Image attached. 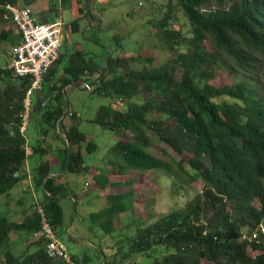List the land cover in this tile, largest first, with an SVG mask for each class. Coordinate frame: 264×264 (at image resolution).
<instances>
[{"label": "trees", "instance_id": "trees-1", "mask_svg": "<svg viewBox=\"0 0 264 264\" xmlns=\"http://www.w3.org/2000/svg\"><path fill=\"white\" fill-rule=\"evenodd\" d=\"M168 1H175L168 4L170 11L177 6L188 18L190 35L169 26V11L151 23L157 36L176 50L174 58L158 66L133 69L129 64L135 59L133 56L107 57L102 67L104 73L98 72L93 86L98 93L122 103V108L103 105L93 121L121 134L113 146L119 155L114 164L120 174L161 169L178 176L182 171L189 181L200 179L202 190L183 207L147 225L136 224L133 232L121 235L114 244L112 262L119 264L133 253L152 256L163 248L167 253L161 260L155 257L151 264H205L201 259L208 264H264V93L256 85V77L264 79V0ZM211 1L215 7L209 6ZM5 2L15 4V0H0ZM4 12L0 6V44L7 43L11 49L20 36L6 26L9 19ZM69 25L72 32H79V21L75 19ZM207 37L235 63L236 73L242 76L221 86L210 81L215 77L218 59L205 45ZM61 59L60 52L58 65ZM86 60L84 53L76 50L63 75L50 85L52 97L35 95L36 91L31 95L30 125L42 134L51 130L56 136L65 133L70 141L68 153L66 140L61 138L65 147L58 156L66 173L88 170L80 146L86 141L85 136L75 122L65 126V119H74L76 114L71 109L72 115L64 114L61 103L63 87L71 81L78 82L90 71L91 60ZM57 69H49L44 82ZM12 76L10 70L0 67V83L6 82L0 89V195L5 196L25 176L27 157V137L20 132V126L31 78ZM44 98L46 103L42 105ZM153 141L165 142L176 153L188 152L190 156L165 161L151 152ZM38 146L40 161L32 170V184L25 186L32 191L33 185L40 198L33 200L32 210L20 222L0 216V264H62L47 256L41 240L31 239L19 255L12 252L9 244L12 232L25 231L30 237L39 227L37 205L44 207L57 232L64 227L60 198L67 187L49 176L54 168L52 152ZM86 147L93 150L96 144L88 141ZM94 180L101 189L110 182L103 171ZM133 193L132 188L124 193H109L107 204L90 213L104 234L110 235L115 229V218L132 206ZM244 219L249 234L256 231L254 238H243L240 223ZM249 247L258 253L252 256ZM71 257L77 264H84L87 258L81 261Z\"/></svg>", "mask_w": 264, "mask_h": 264}, {"label": "rangeland", "instance_id": "rangeland-1", "mask_svg": "<svg viewBox=\"0 0 264 264\" xmlns=\"http://www.w3.org/2000/svg\"><path fill=\"white\" fill-rule=\"evenodd\" d=\"M96 2L97 0H94V3L89 0L86 3V0H81L86 14L81 24H85L87 20H90L91 15H94V18H98V21L101 22H99L96 29L89 27L86 31L83 29L79 33L72 32L68 25L65 27L63 25L65 39L61 46L62 59L56 73L50 80L43 83L42 89L36 91L35 95L43 94L46 97H52L53 93L50 92V85L56 81L62 70L70 65V57L76 49L79 50L78 48L84 53L86 61L91 60V70L94 64L105 66L102 58H107L111 55L135 57L129 62L133 69L158 66L175 57L176 50L170 49L168 43L157 36L155 33L156 28L151 23V20L162 19L170 11L168 4L173 5L175 1L171 3L168 0H106L104 3ZM215 5L214 1L209 3V6L215 7ZM61 12L62 14H58L56 17H60L64 24H70L72 14L69 4L63 3ZM169 13L172 16L169 20V26L174 29H180L185 35H190V23L183 11L177 6H172V10ZM9 23L12 26L10 21ZM95 40H98V42H95ZM204 42L207 49L214 52L218 59L217 66L215 65V77L210 80L211 82L221 86L231 83L233 77L242 76L240 73H236L235 63L222 51L217 50L209 37ZM9 50L10 48L6 47V44H0V67H4L9 62ZM148 58L152 60L148 61ZM176 74L177 77H180L179 71ZM245 75L249 76L248 74ZM94 76L87 74L82 76L78 82L71 81L66 84L62 89L63 99L61 103L65 110L68 107L75 112L76 117L72 119V122L76 123L77 129L85 136L86 141L80 143L84 163L90 168L94 167L96 175L103 171L110 182L119 181L120 184L107 182L105 187L101 189L95 184L94 177L90 172L85 186L86 178L84 173H67L68 185L76 193L78 192L77 190H85L91 193L90 196L93 195L94 199L91 200L89 196H83L81 200L88 201V204L84 205V210H81L80 204L74 207L70 199L60 198V204L64 207V212L66 210L69 213L72 212L71 219L72 216H75V219L71 220L69 230L67 228L69 222H64V227L59 230L58 234L67 247L68 252L75 258L82 261L85 256L87 257L83 261L84 264H115L112 262L115 260L114 252L116 247L114 244L117 239L121 238V235L129 231L130 233L133 232L136 224L147 225L163 214L183 207L186 202L192 200L201 192L203 183L200 179L189 181L188 176L178 170L175 163L172 164L175 170L181 172L178 176L167 174L161 169L128 170L124 174H120L117 164H114L116 160L119 161V155L113 151V146L118 138L121 137V134L103 128L93 120L101 106L112 105L121 109L122 103H117L115 100L112 101L110 97L98 93L95 85L93 86V82L96 79ZM84 82H86V85H83ZM5 85L6 82L0 83V89ZM256 85L260 93H264L263 77H256ZM36 133H39V128L35 129L31 123L26 133L27 141L35 139L33 137ZM88 141L96 144V148L87 150L86 144ZM150 150L154 155L168 162L171 159L170 157L178 161L181 157L187 158L190 156L188 152H184L181 155L176 153L165 142L153 141ZM130 188L134 191L132 206L129 207L127 212L115 218V229L113 232L110 235L104 234L97 227L98 225L92 221L90 213L98 211L99 208L101 209L107 204V194L124 193ZM20 191L21 189L18 186L17 190L13 192L16 195L13 197L15 200L19 198ZM24 196V199L21 197L22 203H16L12 200L7 202L8 198L5 195H0V216H7L13 221L19 220V211L24 208V204L29 209L31 203L30 194L24 192ZM254 204L257 206L258 202L254 201ZM75 209L76 212L74 211ZM228 209L232 210L230 205ZM13 211L18 214L14 215ZM244 221L240 223L242 224L243 238H254L256 231L250 235L246 223L247 220L244 219ZM127 227L129 228L128 231ZM95 230L103 236V241L101 240L102 238L98 239L93 236ZM26 236L27 233L25 231L11 233L10 237L12 239L9 244H12L10 248L15 255L23 251L24 245H22L20 237ZM77 236L87 239L78 241L75 239ZM4 248L5 246L2 249ZM125 249H127V246ZM248 250L252 256L258 253V251L252 250L250 247ZM166 253L167 251L163 248L151 253L152 256L133 253L123 262L119 261V264H151L155 257L161 260ZM201 262L209 263L205 259H201Z\"/></svg>", "mask_w": 264, "mask_h": 264}, {"label": "built area", "instance_id": "built-area-1", "mask_svg": "<svg viewBox=\"0 0 264 264\" xmlns=\"http://www.w3.org/2000/svg\"><path fill=\"white\" fill-rule=\"evenodd\" d=\"M97 2L104 3L106 0ZM0 6L5 9L4 16L9 19L15 32L20 36V41L11 47L10 60L4 68L10 70L13 76L31 78V85L24 98V111L21 113L20 132L23 134L29 122L31 95L34 91L41 90L48 70L57 65L64 37V23L60 17L50 22H40L29 7H20L8 2L0 3ZM45 103L46 98L42 100V105ZM66 113L72 115L70 108H66L64 114ZM35 208L40 216V224L30 238L42 241L49 258L62 264H77L61 241L57 230L48 220L44 207L37 205ZM262 231L264 232L263 226Z\"/></svg>", "mask_w": 264, "mask_h": 264}, {"label": "crops", "instance_id": "crops-1", "mask_svg": "<svg viewBox=\"0 0 264 264\" xmlns=\"http://www.w3.org/2000/svg\"><path fill=\"white\" fill-rule=\"evenodd\" d=\"M88 1L89 0H86V3ZM92 1L94 3V0H92ZM99 3H102V2H99ZM15 4L20 6V7L31 8L33 14L36 16L37 20L40 22L53 21L56 18H58V17H56L58 14H60V15L62 14V12H61V5L63 4L62 0H15ZM66 4H69V8L71 9L72 21L75 19L77 21H79V27H80L79 32H81L83 29L86 31L87 28H89V27L96 29L99 22H101V21H98L99 20L98 18H94V15H91L90 20H87V22L85 24H81V21L83 23L84 16L86 15L85 11L83 10V6L81 4V0H70ZM86 8H88V7L86 6ZM66 25H68V28L71 30V26L69 24H64V27ZM6 26H10L11 29H13L15 32L13 25L11 26L9 23V25H6ZM79 32H76V33H79ZM64 39H65V37H63V42H64ZM63 42H62V45H63ZM4 44H6V47H9V45L7 43H4ZM78 49H80V48H78ZM60 52H61V49H60ZM8 55H9V52H8ZM102 59L105 62L106 58H102ZM89 61H90V59L88 61H86V63ZM56 67L58 68V63H57V66H55L54 68H56ZM102 67L103 66H101L100 64H98V65L94 64L92 67V70L90 69V71H88L87 74L95 75L94 78H96L95 81H97V79L99 78L98 72L100 71V68L102 69ZM62 72H63V70H62ZM62 72L59 75V77L63 75ZM94 82H93V84H94ZM83 85H86V82H84ZM71 122H72V119H69V118L65 119V126L68 127ZM27 126L28 127L30 126V118H29V122H28ZM26 131H28V128L26 129ZM55 131L58 132L57 127L55 128ZM25 134H26V132H25ZM64 135H65V133H60L59 136H56L54 131L51 130L48 134H42V133L37 134L36 133V135L33 138L39 137V139H42V141H40V142H38L37 139H33L29 142L27 141V145H26L27 157H26L25 172H24L25 176L20 180V183L16 184L12 188V190L10 192L11 194L9 196H5L6 198H8L7 202H10V200H12L13 202H16V203H22L21 197H23V199L25 198L24 192L29 193L31 196V203H30L29 209H27L26 205L24 204V208H22L19 211L20 215L18 213H16L15 211H13L14 215L18 214V216H19V220H17V222L22 221L24 219V217L26 216V214L32 210L33 200L36 198L37 201H39V198H40L39 194L36 192L33 185L31 187L32 191L28 190V188L25 189V185H27V184L31 185L32 184L31 183L32 182V170L39 164V161H40V156L37 153V151L39 149L38 144L40 145L41 148H44V149L52 152V158H53L52 162L54 163L53 164L54 168H53V170L49 176L54 177L56 183L62 184L64 186L66 185L67 191H66L65 195L61 196L62 199L63 198L70 199V201L73 202L74 207H75V205L80 204L81 210H84L85 209L84 205L88 204V201H85V200L82 201L81 200L83 198V196H87V197L89 196L91 198V200L94 199L93 195L90 196L91 193H88L85 190H77L78 192L76 193L75 190H73V188L68 185V183H69L68 175H67L65 169L64 170L61 169V164L58 163L59 162L58 156H60L61 151L65 147L64 143L62 141V139L64 138ZM33 149L35 151H33ZM74 149H75V147H74ZM93 168H90L88 166V170L86 171V173H84L85 178H86L85 182H84L85 186H86V182H88L89 173L91 172L92 173L91 175H93V177L96 175L95 174L96 170H94ZM89 183H90V181H89ZM18 186L21 189L20 196L18 195L19 198H17L15 200L13 197L16 195L13 192L15 190H17ZM25 202H26V199H25ZM7 204L9 205V203H7ZM62 209H63L64 222L65 223H67V221L69 222L68 227H67L69 230V227L71 226L70 222L73 218L75 219V216L74 217L72 216V219H71L72 212L69 213L67 210L64 212V207H62ZM74 211L76 212V209ZM93 236L98 238V239L102 238L101 239L102 241L104 239L103 236L99 232H96V230L93 232ZM11 239H12V237H10V240ZM20 239H22L21 243H22V245H24V248H23V250H24L27 248L28 243H30L31 238L26 236V237H20ZM75 239L78 241H84L87 238L85 239L83 237L77 236V237H75ZM107 249H108V247H107ZM16 255H19V253ZM71 256H73V255L71 254Z\"/></svg>", "mask_w": 264, "mask_h": 264}, {"label": "water", "instance_id": "water-1", "mask_svg": "<svg viewBox=\"0 0 264 264\" xmlns=\"http://www.w3.org/2000/svg\"><path fill=\"white\" fill-rule=\"evenodd\" d=\"M100 70L102 71V74H103V70L101 68H100ZM64 139L66 140L67 148H68V153H69L70 152V149H71L70 141L67 139L66 135H64ZM66 165H67V162H66Z\"/></svg>", "mask_w": 264, "mask_h": 264}, {"label": "bare ground", "instance_id": "bare-ground-1", "mask_svg": "<svg viewBox=\"0 0 264 264\" xmlns=\"http://www.w3.org/2000/svg\"><path fill=\"white\" fill-rule=\"evenodd\" d=\"M32 98V97H31ZM32 101V100H31ZM33 102V101H32Z\"/></svg>", "mask_w": 264, "mask_h": 264}]
</instances>
